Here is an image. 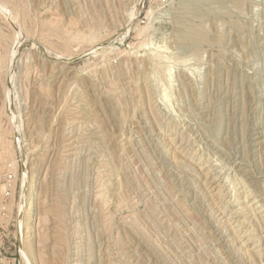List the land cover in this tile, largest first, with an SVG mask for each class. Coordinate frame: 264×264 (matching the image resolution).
I'll return each mask as SVG.
<instances>
[{"label": "rangeland", "instance_id": "obj_1", "mask_svg": "<svg viewBox=\"0 0 264 264\" xmlns=\"http://www.w3.org/2000/svg\"><path fill=\"white\" fill-rule=\"evenodd\" d=\"M0 41V264H264V0H0Z\"/></svg>", "mask_w": 264, "mask_h": 264}, {"label": "bare ground", "instance_id": "obj_2", "mask_svg": "<svg viewBox=\"0 0 264 264\" xmlns=\"http://www.w3.org/2000/svg\"><path fill=\"white\" fill-rule=\"evenodd\" d=\"M11 19V18H10ZM4 35V34H3ZM4 37H5V39H6V36H3V39H4ZM8 39V38H7ZM5 41V40H4ZM1 42V41H0ZM20 44V43H19ZM65 45V44H64ZM40 47V46H39ZM16 48H17V46H16ZM15 48V49H16ZM20 48V47H19ZM18 49V48H17ZM35 49V48H34ZM37 49V48H36ZM42 49V48H41ZM17 51V50H16ZM15 51V52H16ZM19 51V50H18ZM14 55V54H13ZM13 66V65H12ZM12 81V80H11ZM13 82V81H12ZM210 183V182H209ZM25 192H27V191H25V186L22 188V200L20 201V204H19V217L21 216V214L23 213L24 214V212L25 211H29L30 209L28 208V206L30 205V201L32 200L31 198H29V196L30 195H32L31 193H29V192H27L26 194H27V196L28 197H26V196H24V193ZM24 216H25V214H24ZM30 216V215H29ZM23 224V223H22ZM21 224V227L23 228V225ZM24 226H28V223L27 224H24ZM21 230V229H20Z\"/></svg>", "mask_w": 264, "mask_h": 264}]
</instances>
